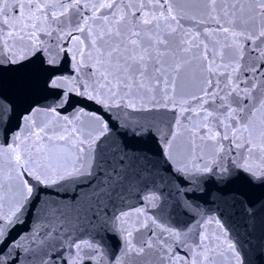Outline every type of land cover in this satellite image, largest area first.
<instances>
[{"label":"snow or ice","instance_id":"obj_1","mask_svg":"<svg viewBox=\"0 0 264 264\" xmlns=\"http://www.w3.org/2000/svg\"><path fill=\"white\" fill-rule=\"evenodd\" d=\"M0 264H264V0H0Z\"/></svg>","mask_w":264,"mask_h":264}]
</instances>
